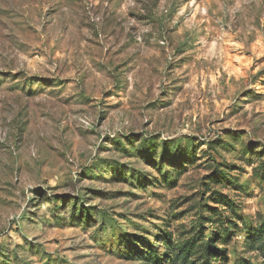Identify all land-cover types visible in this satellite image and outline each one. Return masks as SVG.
<instances>
[{
  "label": "rangeland",
  "instance_id": "374dc122",
  "mask_svg": "<svg viewBox=\"0 0 264 264\" xmlns=\"http://www.w3.org/2000/svg\"><path fill=\"white\" fill-rule=\"evenodd\" d=\"M0 264H264V0H0Z\"/></svg>",
  "mask_w": 264,
  "mask_h": 264
}]
</instances>
